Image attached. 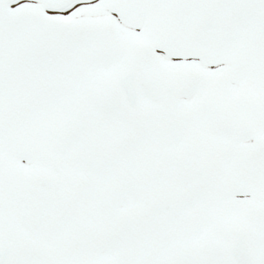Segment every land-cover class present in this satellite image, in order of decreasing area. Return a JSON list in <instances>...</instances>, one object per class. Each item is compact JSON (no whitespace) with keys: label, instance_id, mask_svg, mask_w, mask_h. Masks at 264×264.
<instances>
[{"label":"snow or ice","instance_id":"snow-or-ice-1","mask_svg":"<svg viewBox=\"0 0 264 264\" xmlns=\"http://www.w3.org/2000/svg\"><path fill=\"white\" fill-rule=\"evenodd\" d=\"M0 264H264V0H0Z\"/></svg>","mask_w":264,"mask_h":264}]
</instances>
